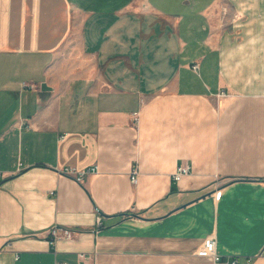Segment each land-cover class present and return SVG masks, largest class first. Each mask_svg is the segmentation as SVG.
Wrapping results in <instances>:
<instances>
[{"label":"crops","instance_id":"1","mask_svg":"<svg viewBox=\"0 0 264 264\" xmlns=\"http://www.w3.org/2000/svg\"><path fill=\"white\" fill-rule=\"evenodd\" d=\"M208 235L264 264V0H0V264H212Z\"/></svg>","mask_w":264,"mask_h":264},{"label":"built area","instance_id":"2","mask_svg":"<svg viewBox=\"0 0 264 264\" xmlns=\"http://www.w3.org/2000/svg\"><path fill=\"white\" fill-rule=\"evenodd\" d=\"M192 67L197 68V64L194 63ZM95 171L96 166H89L83 169H76L72 166H65L61 170L62 173L73 177L77 182H81L86 174ZM189 172L190 166L186 163H180L179 165H177L171 176L173 179L179 180L182 176L189 174ZM136 173V169H132L130 174V179L132 182H135L136 180ZM97 222L99 224V218H97ZM46 235L48 236L50 243H52L54 240L72 237L73 231L68 227L54 225L47 229ZM196 254L198 256L209 257L212 261V264H236V259L234 257L225 258L220 253H218L215 235H208L205 239H203L201 245L196 250Z\"/></svg>","mask_w":264,"mask_h":264},{"label":"water","instance_id":"3","mask_svg":"<svg viewBox=\"0 0 264 264\" xmlns=\"http://www.w3.org/2000/svg\"><path fill=\"white\" fill-rule=\"evenodd\" d=\"M41 87H42L43 90L47 88L44 83L41 85Z\"/></svg>","mask_w":264,"mask_h":264}]
</instances>
